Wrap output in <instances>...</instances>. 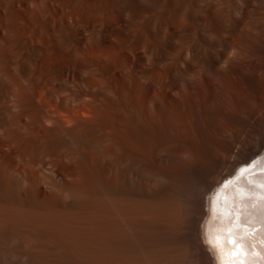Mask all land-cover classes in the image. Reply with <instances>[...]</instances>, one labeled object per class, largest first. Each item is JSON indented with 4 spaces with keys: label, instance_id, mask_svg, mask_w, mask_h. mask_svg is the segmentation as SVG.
Returning a JSON list of instances; mask_svg holds the SVG:
<instances>
[{
    "label": "bare ground",
    "instance_id": "1",
    "mask_svg": "<svg viewBox=\"0 0 264 264\" xmlns=\"http://www.w3.org/2000/svg\"><path fill=\"white\" fill-rule=\"evenodd\" d=\"M262 75L264 0H0V264H264Z\"/></svg>",
    "mask_w": 264,
    "mask_h": 264
},
{
    "label": "rangeland",
    "instance_id": "2",
    "mask_svg": "<svg viewBox=\"0 0 264 264\" xmlns=\"http://www.w3.org/2000/svg\"><path fill=\"white\" fill-rule=\"evenodd\" d=\"M248 74H250V75H248ZM247 75H248V77H251L252 76V73L249 72V73H247ZM248 86H249L250 92L252 91L251 93L253 95H256V96H258V95L260 96V94H263L264 95V75L261 76V80L259 81V83H254L253 81L250 80L248 82ZM257 88H258V91H257ZM242 102H244V101H242ZM242 102L240 104H242L241 107L246 111V115H245V117L243 119H241L240 121L238 120L236 122V123H241V122L242 123L240 125L239 124H235V127L232 130V134H231L232 135V138H233V142L235 143L234 144L235 146L232 149V153L233 152L234 153L231 154V160H233V161H235V160L237 161V160H239L242 157L248 156V155H250L253 152L254 149L260 148V147L264 146V112L263 113L262 112L261 113H253L251 111V109L252 110L256 109L255 108L256 107L255 104L252 101H248L246 103L245 102L242 103ZM248 103H249V105H248ZM256 116H258V117H256ZM248 122H249V124H248ZM246 123H247V125H246ZM243 124H245L246 126L243 125ZM237 127L238 128L241 127V128L238 129ZM246 128H248V129H246ZM237 129H238V131H236ZM247 130H248V133H247ZM233 132H234V134H233ZM237 132H240V133H237ZM253 132H255V133H253ZM240 134H241V136H240ZM233 135H234V137H233ZM238 137H240V138H238Z\"/></svg>",
    "mask_w": 264,
    "mask_h": 264
},
{
    "label": "snow or ice",
    "instance_id": "3",
    "mask_svg": "<svg viewBox=\"0 0 264 264\" xmlns=\"http://www.w3.org/2000/svg\"><path fill=\"white\" fill-rule=\"evenodd\" d=\"M234 243V241H232Z\"/></svg>",
    "mask_w": 264,
    "mask_h": 264
}]
</instances>
